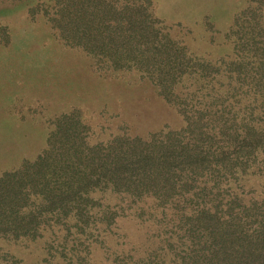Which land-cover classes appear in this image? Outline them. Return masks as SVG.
Wrapping results in <instances>:
<instances>
[{"label": "trees", "instance_id": "1", "mask_svg": "<svg viewBox=\"0 0 264 264\" xmlns=\"http://www.w3.org/2000/svg\"><path fill=\"white\" fill-rule=\"evenodd\" d=\"M263 6L248 0L235 13L227 43L203 28L195 39L229 45L212 56L196 53L190 30L171 33L153 0L30 5L89 72H136L183 124L91 141L80 109L57 113L40 151L0 172V241L39 242L29 264H264V197L237 186L264 176ZM120 221L140 226L137 241L120 242ZM21 259L0 246V264Z\"/></svg>", "mask_w": 264, "mask_h": 264}, {"label": "rangeland", "instance_id": "2", "mask_svg": "<svg viewBox=\"0 0 264 264\" xmlns=\"http://www.w3.org/2000/svg\"><path fill=\"white\" fill-rule=\"evenodd\" d=\"M37 2L0 0V172L36 155L45 143L50 120L72 107L80 109L94 126L91 141L105 140L122 126L130 133L146 134L183 124L182 116L136 72L112 74L110 69L101 70L105 81L89 72L88 59H83L79 51L62 47L40 13L35 17L29 14L28 7ZM247 4L248 0H153V11L163 25L173 27L171 33L190 30L193 45L203 44L196 47L203 49L196 53L215 56L228 50L229 45L217 50L195 38L206 35L204 28L216 30L217 41L227 43L222 36L233 24L235 13ZM40 48L45 49L43 56ZM62 51L63 60L56 55ZM110 75L118 79L109 80ZM241 181L237 186L264 197V176L248 175ZM119 232L125 236L120 242L137 241L142 229L136 222L120 221ZM0 246L27 264L38 261L43 253L39 242L25 249L1 240Z\"/></svg>", "mask_w": 264, "mask_h": 264}]
</instances>
